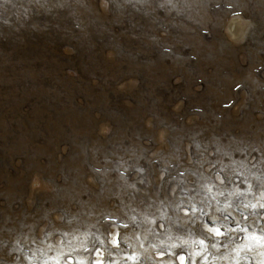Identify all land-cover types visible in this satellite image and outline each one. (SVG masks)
Returning <instances> with one entry per match:
<instances>
[{
	"label": "rangeland",
	"instance_id": "1",
	"mask_svg": "<svg viewBox=\"0 0 264 264\" xmlns=\"http://www.w3.org/2000/svg\"><path fill=\"white\" fill-rule=\"evenodd\" d=\"M0 264H264V0H0Z\"/></svg>",
	"mask_w": 264,
	"mask_h": 264
},
{
	"label": "bare ground",
	"instance_id": "2",
	"mask_svg": "<svg viewBox=\"0 0 264 264\" xmlns=\"http://www.w3.org/2000/svg\"><path fill=\"white\" fill-rule=\"evenodd\" d=\"M231 28L233 29L234 32L239 31L241 30V25L240 23H238L237 25L232 24Z\"/></svg>",
	"mask_w": 264,
	"mask_h": 264
},
{
	"label": "snow or ice",
	"instance_id": "3",
	"mask_svg": "<svg viewBox=\"0 0 264 264\" xmlns=\"http://www.w3.org/2000/svg\"><path fill=\"white\" fill-rule=\"evenodd\" d=\"M3 2L7 3V2H9V0H3ZM214 231L216 232L217 235H221V233L219 232L218 229H215Z\"/></svg>",
	"mask_w": 264,
	"mask_h": 264
}]
</instances>
